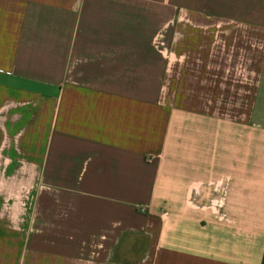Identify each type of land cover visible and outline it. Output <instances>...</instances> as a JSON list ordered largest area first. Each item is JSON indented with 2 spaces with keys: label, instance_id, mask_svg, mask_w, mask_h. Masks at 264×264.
<instances>
[{
  "label": "crops",
  "instance_id": "obj_1",
  "mask_svg": "<svg viewBox=\"0 0 264 264\" xmlns=\"http://www.w3.org/2000/svg\"><path fill=\"white\" fill-rule=\"evenodd\" d=\"M0 264H264V0H0Z\"/></svg>",
  "mask_w": 264,
  "mask_h": 264
}]
</instances>
